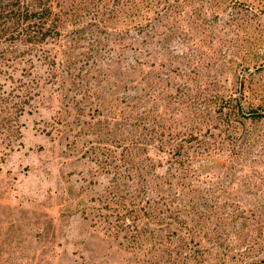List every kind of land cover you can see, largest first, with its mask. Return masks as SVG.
<instances>
[{
  "label": "rangeland",
  "instance_id": "1",
  "mask_svg": "<svg viewBox=\"0 0 264 264\" xmlns=\"http://www.w3.org/2000/svg\"><path fill=\"white\" fill-rule=\"evenodd\" d=\"M62 2L54 76L0 131V264H264V0Z\"/></svg>",
  "mask_w": 264,
  "mask_h": 264
},
{
  "label": "trees",
  "instance_id": "2",
  "mask_svg": "<svg viewBox=\"0 0 264 264\" xmlns=\"http://www.w3.org/2000/svg\"><path fill=\"white\" fill-rule=\"evenodd\" d=\"M140 1L132 0L133 9L138 8ZM67 21L68 9L65 3L63 6L62 0H0V131L9 141L20 138L19 117L26 110L30 111L35 107L36 98L40 95L41 80L34 72L35 62L47 66L48 76L44 82H49L54 76L49 72L56 67V54L42 50V46L48 42L57 43L62 37ZM236 99V96L215 94L210 95V98H201L198 105L206 112L208 109L212 112V105L218 106L217 109L223 115L219 118L226 124L227 118L234 116L241 109L240 104L235 103ZM245 115L254 120L260 117L255 110ZM211 120L209 117V121L204 124L197 121L183 132L185 135L183 138L186 137L187 141L195 140L194 148L200 149V152L209 153L213 150L211 145L204 146L206 143L204 139L207 134H212L210 129L215 127ZM204 129L206 130L200 138L194 133L195 131L201 133ZM150 130L158 137L166 136L162 144L172 147L165 130H158L154 126H151ZM138 145L143 147L141 144ZM140 147V152H135L134 157H139L143 152L144 148ZM178 151L176 148L172 154H177ZM124 201L125 199L120 201L119 206L125 209L117 211V219L129 217L135 219L136 216L131 215L136 213L139 204L130 201L132 205L127 207ZM151 203H156V200H151ZM157 219H160V216Z\"/></svg>",
  "mask_w": 264,
  "mask_h": 264
}]
</instances>
